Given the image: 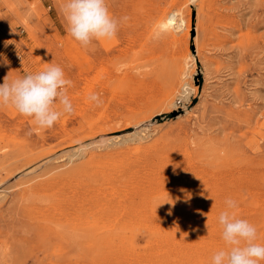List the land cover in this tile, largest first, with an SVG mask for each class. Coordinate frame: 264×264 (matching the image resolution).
<instances>
[{
    "label": "rangeland",
    "instance_id": "1",
    "mask_svg": "<svg viewBox=\"0 0 264 264\" xmlns=\"http://www.w3.org/2000/svg\"><path fill=\"white\" fill-rule=\"evenodd\" d=\"M107 2L117 34L84 48L61 0H0V84L58 64L74 109L37 129L0 107V264H211L229 198L264 243V0ZM153 38L193 62L174 105L113 82Z\"/></svg>",
    "mask_w": 264,
    "mask_h": 264
},
{
    "label": "clouds",
    "instance_id": "2",
    "mask_svg": "<svg viewBox=\"0 0 264 264\" xmlns=\"http://www.w3.org/2000/svg\"><path fill=\"white\" fill-rule=\"evenodd\" d=\"M60 12L67 35L84 48L95 41L113 38L121 23L111 13L107 0H61ZM71 85L60 65L47 63L42 70L11 81L6 76L0 84V107L14 108L21 116L30 118L37 129H50L63 115L74 111L67 95ZM88 99L99 101L95 93L89 94ZM225 205L218 216L225 247L214 252L211 264H260L264 261V243L258 242L257 227L238 218L236 201L226 199Z\"/></svg>",
    "mask_w": 264,
    "mask_h": 264
},
{
    "label": "bare ground",
    "instance_id": "3",
    "mask_svg": "<svg viewBox=\"0 0 264 264\" xmlns=\"http://www.w3.org/2000/svg\"><path fill=\"white\" fill-rule=\"evenodd\" d=\"M178 23H179V20H178ZM201 23H203V21ZM201 23H200V25H201ZM201 41H202V39H201ZM143 45L146 46V48H148L149 51L155 50L158 53V55L155 57L157 62L148 70H139L138 72L137 71L132 72L131 74L126 73L127 75L122 74V73L114 74L113 75V77H115L114 81H113L114 85L115 86H122L125 83H128L130 81H134V80H138V81L140 80L142 82L143 81L144 82L150 81V82H153V84H152L153 90L155 89V92L151 94V98L154 101L152 103V105L173 104L175 101V97H176L175 93L177 92L174 89L175 83H176V81H178V79H180V77L182 75V70L184 69V71H185L184 72V74H185L184 78H182L183 81L187 80V74H190V76L193 75L192 74L193 71L191 70V67H193V65H192L193 62L191 61V58L188 57L187 59L184 60L186 62V60L188 61V59H189L190 66L189 65L188 66L187 65L182 66L183 60H182V57L179 55L178 47L175 46L171 52H169L167 49L157 51V48H160V47L158 44V40L156 38H153L150 42L144 43ZM120 50L122 52L121 47L118 48V51H120ZM107 88L105 87L104 92L106 91ZM187 89H188V93H189V88H187ZM101 96H102V94H101ZM168 106H166V107H168ZM140 199H144V198L140 197ZM132 203L135 204L136 202H132ZM136 207H137V203H136ZM133 209L136 210L135 207Z\"/></svg>",
    "mask_w": 264,
    "mask_h": 264
}]
</instances>
